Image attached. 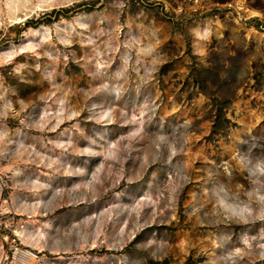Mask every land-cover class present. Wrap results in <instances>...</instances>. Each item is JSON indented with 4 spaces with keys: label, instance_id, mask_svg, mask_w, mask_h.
Masks as SVG:
<instances>
[{
    "label": "rangeland",
    "instance_id": "obj_1",
    "mask_svg": "<svg viewBox=\"0 0 264 264\" xmlns=\"http://www.w3.org/2000/svg\"><path fill=\"white\" fill-rule=\"evenodd\" d=\"M21 2L0 0V264H264V0Z\"/></svg>",
    "mask_w": 264,
    "mask_h": 264
},
{
    "label": "bare ground",
    "instance_id": "obj_2",
    "mask_svg": "<svg viewBox=\"0 0 264 264\" xmlns=\"http://www.w3.org/2000/svg\"><path fill=\"white\" fill-rule=\"evenodd\" d=\"M22 7V2L21 0H8V10L14 14H17L20 12V9ZM44 6H38L36 8L37 12L39 11H43L44 10ZM35 10H32L31 12H27V15H26V19H21L19 18L18 16H15L11 23L14 24L15 26L18 25V24H21L23 22H26V20L28 21V16L30 14H35L34 13ZM47 33H50L49 30ZM41 35V32L38 31V30H33L31 32L30 35L27 36V39L31 42L32 41V38H38L39 36ZM49 38H51V35H49ZM31 47V46H30ZM26 48L22 49V50H25ZM18 55V52L14 53L13 51L12 52H9V53H5V54H2L0 55V67H3V66H8V64H10L13 60H15V57ZM45 194H41L40 196H36V205L33 206L32 208V214L34 217H38L39 216V212H38V209L40 207H42L45 203L44 201V198H45ZM29 201V200H28ZM28 205V202L23 200V206H26ZM28 214H30L31 212L30 211H27ZM17 235L19 236V238L22 239L23 243L25 244H28L30 247L32 248H35V244H36V241L37 239L34 237V236H29L31 239H30V242H27V238H26V233L25 231L23 232H19L17 233ZM46 238V237H45ZM49 264H52L51 261H49ZM78 264V263H77ZM81 264H84V263H81Z\"/></svg>",
    "mask_w": 264,
    "mask_h": 264
},
{
    "label": "built area",
    "instance_id": "obj_3",
    "mask_svg": "<svg viewBox=\"0 0 264 264\" xmlns=\"http://www.w3.org/2000/svg\"><path fill=\"white\" fill-rule=\"evenodd\" d=\"M12 264H49V259L41 252L23 246H15L10 254Z\"/></svg>",
    "mask_w": 264,
    "mask_h": 264
}]
</instances>
